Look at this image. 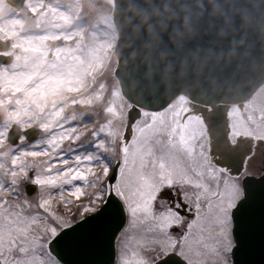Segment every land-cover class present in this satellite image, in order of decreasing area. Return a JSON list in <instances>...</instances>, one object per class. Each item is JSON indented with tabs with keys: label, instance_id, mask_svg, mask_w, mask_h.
Here are the masks:
<instances>
[{
	"label": "rangeland",
	"instance_id": "obj_1",
	"mask_svg": "<svg viewBox=\"0 0 264 264\" xmlns=\"http://www.w3.org/2000/svg\"><path fill=\"white\" fill-rule=\"evenodd\" d=\"M111 14V0H34L18 11L0 0V40H10L11 46L6 53L12 58L9 64L0 66V197L9 201L23 199V196H13L10 189L19 185L22 191L33 179L28 175L32 168H36L35 179L42 185L51 179L45 175L47 169L52 170L60 185L65 177L73 176L94 181L83 185L80 189L83 194L79 198L73 199L72 192L63 190V197L53 193L44 201L45 205H50L56 221L55 229L49 225L53 235L78 217L94 211L104 201L107 194L104 185L111 172H101L109 165L101 153L109 158L112 167L116 160L123 158L122 141L130 103L120 94L113 74L117 60ZM91 65L93 68L88 75ZM43 75H46V81ZM65 76L68 79H64ZM70 79L81 81L82 86L79 82L70 83ZM261 87L248 101L259 94ZM260 95L253 107L243 106L237 114H231L229 106L226 135L230 145H235L238 138L239 142L251 141L252 145L264 138V92ZM192 106L184 95L179 94L158 112L142 111L134 123L137 135L144 133L149 125L158 128L165 121L164 130L170 131L183 120L182 131L187 130L185 135L190 147H195L197 158L213 163L214 154H208L210 142L205 124L191 112ZM185 113L188 114L186 118ZM62 123L68 124V134L53 141L52 129L62 130ZM11 124L38 128L40 140L27 142L21 137L16 145H10L6 133ZM88 144L98 145L97 170L84 169L83 163L73 172L75 164L62 168L53 161L56 155L70 157L76 147L82 149L81 158L88 160V149L82 148ZM263 150L262 145L255 146L254 154L246 160L247 166L242 172L236 177H227L225 211L242 196L243 176L258 174L264 161ZM91 165L90 168L95 166ZM213 167H216L214 163ZM57 169L64 171L57 172ZM7 182H11L9 187H3ZM42 190L47 192V188ZM149 191L146 187L145 195ZM37 195L34 193L27 200L35 202ZM225 264H231L228 254Z\"/></svg>",
	"mask_w": 264,
	"mask_h": 264
},
{
	"label": "snow or ice",
	"instance_id": "obj_2",
	"mask_svg": "<svg viewBox=\"0 0 264 264\" xmlns=\"http://www.w3.org/2000/svg\"><path fill=\"white\" fill-rule=\"evenodd\" d=\"M200 119L208 133V154L213 156L211 138L216 132L215 149L223 148L227 160L213 156V167V163L198 159L185 135L187 130L182 131L183 120L170 131L164 130L166 121L158 128L149 125L140 135L133 125L131 136L125 132L123 158L115 161V167L101 153L109 161L107 170L101 172H111L104 185L107 199L103 206L54 235L49 229V225L57 227L53 210L44 201L53 193L63 197V190L72 192L73 199L79 198L83 185L94 181L73 176L65 177L60 185L52 170L47 169L45 175L51 179L42 185L35 179L36 168H32L28 175L33 179L22 191L19 185L10 189L13 196L23 199L9 201L0 197V264H68L65 257L70 247L90 255L100 250L104 239L108 241L106 264H225L226 254L231 256V264H241L237 253L256 241L257 222L245 207L246 197L225 211L224 186L227 177L238 175L244 163L235 165V145L229 150L227 138L219 135L220 121L211 115L205 119L202 114ZM262 144L264 138L246 146L249 155L245 159L254 154L255 146ZM96 147L82 146L92 150ZM83 163L97 161L77 158L73 172ZM10 183L3 187L8 188ZM146 187L150 189L147 195ZM34 193H38L37 200L28 201L27 197ZM86 220L94 223L74 237L66 235ZM258 239L264 246V212L258 223Z\"/></svg>",
	"mask_w": 264,
	"mask_h": 264
},
{
	"label": "water",
	"instance_id": "obj_3",
	"mask_svg": "<svg viewBox=\"0 0 264 264\" xmlns=\"http://www.w3.org/2000/svg\"><path fill=\"white\" fill-rule=\"evenodd\" d=\"M8 1L19 7L22 0ZM113 19L118 30L114 74L132 104L126 125L129 135L141 109L157 112L182 92L193 102L210 105V115L220 121L218 133L225 137L226 104L247 99L264 82V0H114ZM7 46L0 43V48ZM7 62L9 57L0 55V64ZM203 109L194 105L191 112ZM19 134L14 125L8 140L16 143ZM25 134L28 140L35 136L31 130ZM212 137L215 148L217 133ZM217 152L222 160L228 159L223 148ZM235 153L238 167L247 151L235 149ZM242 188L245 207L257 222V239L237 257L241 264H264V246L258 239L264 175L245 176ZM93 223L86 220L66 235L74 237ZM107 249V239L90 255L70 247L65 259L68 264H106Z\"/></svg>",
	"mask_w": 264,
	"mask_h": 264
},
{
	"label": "bare ground",
	"instance_id": "obj_4",
	"mask_svg": "<svg viewBox=\"0 0 264 264\" xmlns=\"http://www.w3.org/2000/svg\"><path fill=\"white\" fill-rule=\"evenodd\" d=\"M92 60H94V58H92ZM62 75H64V73H62ZM42 77H44L45 78V81L47 80V77H46V75H43ZM67 77L65 76V78L64 79H66ZM68 79V78H67ZM72 79H70L69 80V82L71 83H77V82H79V86H82V83H81V81H78V80H73V81H71ZM262 89L259 91V94L258 95H256L255 97H253V99H251L250 101H248L250 98H248L247 100H245V101H242V102H239V103H236V104H231V105H229L230 106V110H231V114H237V113H239V111H240V109L243 107V106H246V107H248V108H251V107H253L255 104H256V102L260 99V97H261V95H260V93H263L264 92V84L262 85V87H261ZM56 97H55V100L54 101H56L57 100V95H55ZM39 101H40V99H39ZM190 104H192V103H190ZM229 106H227L228 108H227V114H226V118H227V124H228V109H229ZM195 117L196 118H200V115H201V112H195ZM68 124H66V123H62L61 125H60V128L62 129V130H57V128L56 129H52L54 132H53V141L55 140V139H57V137H62L61 135L63 134V135H66V134H68L67 133V129H69V127H66ZM72 144V143H71ZM95 144H98V143H95ZM98 146V145H97ZM82 149H76V151H73V153H72V155L70 156V157H66V158H62V159H59V155H56V156H54V158H57V159H53V161L55 160V162L57 163L56 165L57 166H61L62 168H70V167H73L74 166V164H75V162H76V160H77V158H81V154L83 153L82 151H81ZM99 152V150H98V147H96L95 148V150H92V149H88V151H87V156H86V158L87 159H93V160H95V156L97 155V153ZM41 155V154H40ZM52 161V160H51ZM95 166L93 167V168H90V166H92L90 163H85L84 164V169H87V170H89V169H93V170H95L96 169V166H97V163H95L94 164ZM52 169H54V166L52 167Z\"/></svg>",
	"mask_w": 264,
	"mask_h": 264
}]
</instances>
